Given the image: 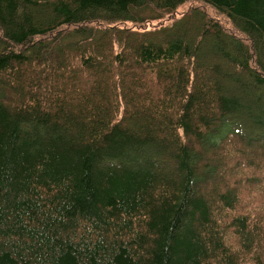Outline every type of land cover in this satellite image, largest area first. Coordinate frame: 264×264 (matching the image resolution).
I'll list each match as a JSON object with an SVG mask.
<instances>
[{
  "label": "trees",
  "instance_id": "16d2710c",
  "mask_svg": "<svg viewBox=\"0 0 264 264\" xmlns=\"http://www.w3.org/2000/svg\"><path fill=\"white\" fill-rule=\"evenodd\" d=\"M187 1L0 0V264H264V0Z\"/></svg>",
  "mask_w": 264,
  "mask_h": 264
},
{
  "label": "rangeland",
  "instance_id": "374dc122",
  "mask_svg": "<svg viewBox=\"0 0 264 264\" xmlns=\"http://www.w3.org/2000/svg\"><path fill=\"white\" fill-rule=\"evenodd\" d=\"M196 6H201L202 8H206L209 11V14L211 16H213L215 19H218L219 15H221L217 10L210 8V7L204 5L203 3L199 2V1L189 0L186 3H184L181 7H179L177 12L175 13L174 18L181 17L185 12L190 10V8L196 7ZM153 13L155 14V12H153ZM219 19H220V17H219ZM172 20L173 19L170 18V17H167V18H164V19H155V20H152L151 22H148L147 23V27H148V29H151V28H154V27H158L160 25H167V24H170L172 22ZM226 26L229 27V25H227V24H226ZM199 28H200L199 25H193V27H192V29H193L192 30V35L190 37L187 36V38L189 40H192L193 36L195 37L196 35H198ZM211 44L212 45L214 44L213 41L205 43V46H204L205 47V51L207 50L206 47L210 48ZM227 69H229V67ZM239 77H240V79H243L244 81H246L251 86V89L254 90L253 93L256 96V98H259L260 101L264 102V86H259V85L255 84L254 81L252 82L251 79L248 78L246 75L239 74ZM226 87H227V89L229 88L230 90H232V88L236 87V89H237L239 86L236 83H227L226 82ZM248 93H250V92L247 91V94ZM258 109H259V107H254L253 108V114L255 116H257L259 114V110ZM247 199H248V196L245 197V200H247Z\"/></svg>",
  "mask_w": 264,
  "mask_h": 264
}]
</instances>
